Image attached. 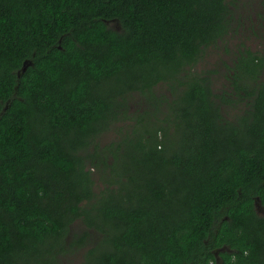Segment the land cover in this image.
Instances as JSON below:
<instances>
[{"label": "trees", "instance_id": "16d2710c", "mask_svg": "<svg viewBox=\"0 0 264 264\" xmlns=\"http://www.w3.org/2000/svg\"><path fill=\"white\" fill-rule=\"evenodd\" d=\"M230 3L0 0V264H264V58L198 67Z\"/></svg>", "mask_w": 264, "mask_h": 264}, {"label": "rangeland", "instance_id": "374dc122", "mask_svg": "<svg viewBox=\"0 0 264 264\" xmlns=\"http://www.w3.org/2000/svg\"><path fill=\"white\" fill-rule=\"evenodd\" d=\"M229 1L231 2L230 10L232 15L230 32L226 36L225 41L220 42L217 47L208 48L206 55H204L198 66L201 70L212 68L218 71L216 75H212V86L218 93L220 88L229 90L228 81L220 74L221 72L225 73L226 68L222 63H217L219 60L228 61L232 64L231 59L234 58V54L244 49H249L264 58V21L260 17L264 14L262 3H259V0ZM262 2L264 4V0ZM216 63L217 66H215ZM131 110L133 112L134 108L132 107ZM226 110L231 116L234 114L231 108ZM118 126H121V123H118ZM115 137V132L109 130L100 134L96 140L98 143L103 144ZM91 147L89 150L92 149ZM256 210L259 214H264V208L258 202H256ZM78 228V225L74 224L72 232L77 231ZM84 250L85 248H80L69 253L62 258L63 264H80Z\"/></svg>", "mask_w": 264, "mask_h": 264}, {"label": "water", "instance_id": "95a60500", "mask_svg": "<svg viewBox=\"0 0 264 264\" xmlns=\"http://www.w3.org/2000/svg\"><path fill=\"white\" fill-rule=\"evenodd\" d=\"M26 65H27L26 62H24L23 66H22L23 70L25 69Z\"/></svg>", "mask_w": 264, "mask_h": 264}, {"label": "flooded vegetation", "instance_id": "af4514ba", "mask_svg": "<svg viewBox=\"0 0 264 264\" xmlns=\"http://www.w3.org/2000/svg\"><path fill=\"white\" fill-rule=\"evenodd\" d=\"M217 254V253H216Z\"/></svg>", "mask_w": 264, "mask_h": 264}]
</instances>
